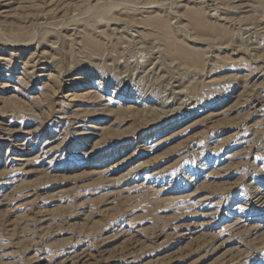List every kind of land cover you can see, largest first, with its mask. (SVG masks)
Masks as SVG:
<instances>
[{"label":"rangeland","instance_id":"rangeland-1","mask_svg":"<svg viewBox=\"0 0 264 264\" xmlns=\"http://www.w3.org/2000/svg\"><path fill=\"white\" fill-rule=\"evenodd\" d=\"M0 264H264V0H0Z\"/></svg>","mask_w":264,"mask_h":264},{"label":"bare ground","instance_id":"bare-ground-1","mask_svg":"<svg viewBox=\"0 0 264 264\" xmlns=\"http://www.w3.org/2000/svg\"><path fill=\"white\" fill-rule=\"evenodd\" d=\"M262 33V32H261Z\"/></svg>","mask_w":264,"mask_h":264}]
</instances>
